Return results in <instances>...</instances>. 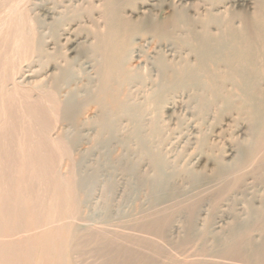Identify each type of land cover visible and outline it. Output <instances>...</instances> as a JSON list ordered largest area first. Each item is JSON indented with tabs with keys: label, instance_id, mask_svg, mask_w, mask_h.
<instances>
[{
	"label": "rangeland",
	"instance_id": "1",
	"mask_svg": "<svg viewBox=\"0 0 264 264\" xmlns=\"http://www.w3.org/2000/svg\"><path fill=\"white\" fill-rule=\"evenodd\" d=\"M43 6L44 7L48 6L49 8L51 6V9L53 7V11L56 14L54 16H56V18H54V16L52 19H48L44 17L41 11V8ZM170 7L173 9H171ZM184 9L185 10L187 9L188 12L186 13ZM174 10H175V13H174ZM263 13H264V0H185V1L176 0L175 2L171 0H77V1L76 0H70V1L69 0H0V56H1L0 57V103H1L0 104V129H1L0 130V179H1L0 180V216H2L3 214V216L0 219V227H1L0 228L1 230L0 231V243L3 245V248H2V245L0 244L1 245L0 249L4 250L5 247H8V248L11 247V249L7 248L10 254L5 248V255H2L3 257L0 256L3 259L2 260L0 258V264L6 263V262H7L6 264H8V261H12V264H15V263L17 264H221V263L222 264H254V263L264 264V240L262 239V237H264V233H263L264 232V212L263 213L261 212V211H264V186H263L264 185V172H263L264 171V164H263L264 163V158H263L264 157V152H263L264 151V137L262 136V134L264 135V127L261 128L257 133L256 132L252 133L250 129L251 124L249 120L245 116H238L236 112L234 113L232 111L231 112L230 111H224V112L215 111V112H211L210 114L208 113L206 115L204 114L200 115L199 111H197L198 108H194L195 104H197L196 99H195V94H193V92L191 91L189 92L187 91L186 94L185 92L182 93L179 91V93L181 94L176 93L177 94L176 96L181 95L182 101H184L185 103L184 104L183 102H181L182 104L180 106L182 107H180V109L178 108V110L173 114L169 108L168 109L166 108V106H161L162 108L160 107L158 109L159 111H158L157 116L159 117L158 119L159 127L162 130V132L165 130L166 127H169L168 128L169 130L173 128L174 131L173 130H171L172 132L169 131L171 135L167 132L168 131L167 129L165 131L166 133L163 132L160 134V139L158 136H155L154 138V135H151V134L148 135L149 130L147 128H149V126L146 125L147 128L146 127H145L146 129L144 128L142 134L138 138L134 136L133 131H132V126L131 125L129 126L130 123L128 121L126 122L125 121L126 119L121 116H119V119L115 121L114 123L116 127L114 131H111V132L102 131L101 132L99 125L97 124V122L95 123V120L93 118L97 116H101L102 113L106 112L107 110L108 111L111 110L112 104H108V103H105L104 105H96L95 107H92V108L90 107L91 109H94L93 111H95L94 113L95 116H92V119L88 118L85 121L84 120L79 121L78 127L80 128H77L78 129L77 131V129L74 130L71 127L69 122L64 120L63 118L64 116L62 115L63 114L62 100H64L63 94L66 92L65 91L66 88L65 90L63 88L61 92L62 93L61 96L63 97L62 98L60 96L61 93L59 95L54 94L53 89L51 87L53 85H51V81H48V80H51L50 78L51 76L56 74L57 72L56 68L58 67L57 64L59 65L63 59L73 58L78 62L81 58L79 57V55L83 54L84 49L86 50L88 49V51L89 49L91 50L90 46L92 45L90 44H93L95 48V46H97L98 44V43L94 44L95 37L96 38L98 37V39L99 38L101 39L102 37V40H105L106 44L108 43V48H109L110 44L112 43V40L120 36H125L123 35V33L126 34L127 36L131 28H128L127 26L128 22H126L125 20L127 19L128 21L129 18H130L129 21H132L133 23L138 22L139 24L140 22L144 23L146 21H149L151 23V26H153L154 24L153 28L157 31V33L161 29L160 25L161 23H163V21L167 22V21L174 20V19H181L179 18L181 15H182L181 17H183L182 19L190 18L194 20H208L213 17H219V18L221 17L222 19L226 18L227 20L233 18L232 20H234L237 26L244 27L242 29H246V31L251 34V33L257 32V30L255 29V26L256 28H260V30L263 31L264 33V14ZM122 19L123 20L125 19L124 25L126 24V26H123L124 29H120V28H123L122 26H120V25H123ZM143 19L145 20L141 21ZM241 23H244L245 26H243ZM139 24H136L137 27L141 26V25L139 26ZM157 25L159 27H157ZM136 30L137 29L135 28L131 29V31L137 32ZM127 31H128V34H127ZM68 32H70V34ZM136 35L133 37V39H135L133 41H138V39L140 38L139 36L140 34L137 36ZM64 38L68 40L65 41ZM136 38L138 39L136 40ZM88 40L90 42H88ZM78 41L81 42L80 43L81 45H78L79 44ZM53 45L55 46L54 50L51 49L54 47ZM80 48L83 49V51ZM45 50H47V52ZM32 51H35V52H32ZM89 59L91 60V58ZM10 60H11V63H10ZM190 60L193 61V58L191 57ZM76 61L75 63H77ZM8 65L10 66L12 65L11 67L13 66L14 67L11 68L9 66L10 67L9 68ZM54 67L56 68L54 69ZM12 69L15 70V72L17 71L16 73L18 74L13 72ZM24 69L31 70L32 78L26 81L28 83L26 84L24 83V85L18 84L19 85L18 86L16 84L15 85L17 86L16 89H13L14 87L10 85L11 79H17L20 76V73L25 71ZM42 72L44 74H42ZM12 73H15L16 75L13 74L14 76H12ZM144 73L145 72H140V75L143 77ZM149 74H151L149 76V79H152V80L153 78L155 79V77H153L154 72H149L148 75ZM9 76H12V78H10ZM34 77L37 80H35ZM82 77L83 76L78 78V76H76V80L78 81H76L75 86L73 85L71 88L79 87L78 89L80 91H83L85 88L84 87L85 82L83 81ZM31 80L32 82H30ZM6 81L8 82L10 81V82L6 84ZM37 84H40L42 86L44 85L43 86L44 88ZM96 85L98 86L97 83ZM20 86L21 88L25 86L24 87L25 89L24 88L20 89L19 88ZM35 86H36V89H35ZM48 86H50L49 89H48ZM112 86H115V87H112ZM112 86H111L112 89H116L115 83ZM150 86L151 85L149 84L146 88H149ZM26 88H28L27 91H26ZM146 88H145V91L143 89L140 92L144 91L145 94L147 93L150 94L151 93L150 90ZM49 90L52 92H48ZM146 90H148L149 92ZM187 94L189 98L187 97ZM55 95H56V99H53L55 98ZM80 96H82V94H80ZM191 99H193L194 101H192ZM185 100L187 102H185ZM187 103L188 105H186ZM183 105H186V107H183ZM188 108L189 110L191 109L190 113L192 112V110H194L193 111L194 114H192L193 113L192 112L190 115V113H188L189 112ZM186 112L187 114L185 115ZM148 113H150V111L149 112L148 110L145 111V114H147L144 117L146 124H148V122L150 121L149 117H151ZM188 114L190 116H188ZM221 114L223 115V117L221 116ZM194 115L196 117L197 116L201 117V119L199 117H197L199 119H196ZM192 116H193V119H192ZM82 117L83 115L80 116L81 119ZM186 118L187 120H185ZM195 119H196V122L194 124ZM171 121L175 123L176 125L174 126ZM200 121L202 122L203 125L201 124ZM123 122L124 124L126 122V124L122 126ZM160 123L163 125H161ZM178 124H181V126L179 125L180 128L177 126ZM194 125H195V128H191ZM204 125L206 126L205 128H204ZM128 126L130 129L128 128ZM185 127L187 128L185 129ZM123 128H126V129L123 130ZM188 128L189 129L191 128L192 130L190 129L189 131ZM200 128H202L203 131ZM177 129L180 132L176 131ZM220 129L222 132L220 131ZM57 130H60V136L62 135V139H63V136L67 138L66 141L65 140L62 141V140H58L54 138L55 137L54 134ZM90 132H92V134L94 133L93 134L94 136ZM109 133L111 134L113 133V134L111 135ZM167 134H168V137H167ZM186 134L188 136H186ZM145 135L146 136L151 135V138L148 137L147 139ZM215 136L219 138L221 137L220 140L223 143L222 142L219 143L217 141L218 139L214 138ZM172 137L175 142L172 140ZM145 138H146V141L149 140L147 143L149 144L152 143L151 144L152 147L154 144L155 148L154 147L153 148L155 150L162 152L160 153L162 157L166 156L165 159L169 160L170 163L167 166L168 173H171L172 175H174L175 174L174 172L179 173V171H181L179 175L177 173L176 175L172 176L173 178L171 179L172 180L175 179V180H173L174 182L171 180L170 183H173L171 184V186L172 185L174 186V184H176L175 186H178V187H180V185L182 186L184 185L183 186L184 188L176 187V189H173L174 190L173 192H175L173 201L166 203V204H169V206L164 204L167 210L164 207V205L160 206L161 208L158 207L157 211L155 210L156 212L153 210H147L145 211V213H143L144 216L143 215L139 216L140 219L139 217H136L132 219V221L127 223L125 221H122V218L120 215L122 210L120 209H122L123 206H125V204L127 203L126 201L129 200V197L133 192L132 190L135 189L134 184L137 183V179L135 180V178H132L131 176H129L131 175V173H129L131 171V167L135 166L134 174H138L137 176L142 175V177H144L143 175H145L144 178H147L152 175L151 164H149L147 158L145 156L143 158L142 153L139 152L140 148L138 145L139 144L138 139H143L145 141ZM167 138H169L168 140L169 143L166 142ZM176 138H177V141L175 140ZM203 138L207 139L206 144L204 145V147L202 148L199 147L200 149H197L199 145L196 143H198V141H200V139H203ZM213 138L215 139V141H212ZM68 139L72 140V143L74 141V144L76 145L73 144V146H71L72 143L69 145L67 143ZM162 139H164L166 143ZM159 140L163 141L162 145ZM211 142H213V144L215 145L213 146ZM217 142L219 143V145H217ZM176 144L177 146H174ZM188 144H191V145H188ZM208 144H209V147L208 146L206 147V145ZM159 145L161 146V148ZM156 146H158L159 149ZM164 147H168V148L165 149ZM195 148L197 149V153L199 155L196 153ZM211 148L212 150H210ZM215 148L217 149V151L215 150ZM18 150L20 153L18 152ZM230 150L232 151L231 157L230 156L226 157L227 152H229ZM192 151H194L195 153ZM198 151H200V153L201 152L205 153L204 154L205 159L204 157H202V153L200 154ZM213 151L215 154L213 153ZM82 152L85 154H82ZM168 154L169 156L167 157ZM186 154L187 155L190 154L188 155L190 157H188ZM258 154L260 155L258 156ZM80 155L82 157L83 155L84 156L86 155L87 157V158L84 157L85 166L86 164L89 165V166H86L88 167L87 170L93 164L97 166L94 167L92 165L94 169L91 167L89 170L92 169L91 171H93L97 168L96 170L99 173V174L97 173V178L95 181L96 183L90 185L92 187L94 186L93 188L91 187V189L89 188V190L91 191V192L89 191L90 194L89 193L84 194L86 196H84L83 193L81 194V192H79L76 187V179H77L76 178L77 177L76 163L79 161V159L81 162L82 157ZM218 156L220 157L219 159H218ZM223 156L224 158L222 160L221 157ZM173 157H174V160H173ZM215 159H217V161ZM95 160H101L103 164L100 161H95ZM94 161L97 164H94L95 163ZM111 161L112 163L115 164V167L111 168V166L114 165L111 163ZM178 161L180 165L179 164L175 165V163H178ZM144 162H145V166L147 163L150 166H148L147 164L146 168L143 167ZM196 162H198L199 164H197ZM242 162H244L243 164L245 165H243ZM206 163L208 165H206ZM139 164L140 166H138ZM167 164L168 163L166 162V165ZM170 164L171 166L172 164L175 165L176 169L175 168L173 169V171L175 170L174 172L172 171V167L174 166L171 167ZM195 164H197L198 166L196 165L197 166L196 167ZM177 165L180 167H178ZM221 165L226 166L229 172V173H226L227 170L225 169L226 172L223 176L224 178H222L223 180L224 179L225 180L224 181L222 179L221 181L212 180L213 181L212 183L205 185L204 187H201L199 189H195L191 181L188 180V177L186 176V174L187 175L189 174L188 176H190V174L193 173V170H194V172L196 173L199 172V174L209 177L211 176L213 170ZM19 166H20V169H19ZM141 167L142 169L144 168L145 169L142 171ZM184 167L187 172L185 171ZM210 168H212L213 170L212 169L210 170ZM146 169L147 170L150 169L151 174L149 171L147 172ZM180 169H183L184 171ZM89 170H88V173L90 172ZM103 170L104 171L107 170V172L109 171L112 174H110L109 172L108 173L103 172ZM140 170L142 172L146 171V173L148 174H145V173L142 174ZM170 170L171 172H169ZM208 170L211 173H209ZM232 170L233 171L236 170L235 173ZM106 173L109 175H107ZM226 174L227 176H229V179L226 176ZM100 175H102L103 177H101ZM231 176L235 178L232 179ZM177 178L178 179L182 178L183 181L184 180H187V181H184L183 183L181 179L178 182ZM210 178H212V176ZM238 178L240 179V183L237 182ZM108 179H111V180H109L107 184L106 181ZM245 179H247L248 181ZM223 182L226 184H222ZM111 183L112 185L108 186ZM227 184H228V187L231 189L228 193H227L228 191ZM246 184H249V185L246 187ZM185 185L187 187H185ZM217 185H220L222 187H219ZM126 186H129V187L126 188ZM173 186L172 188H174ZM235 186H236V191H232V190H235V188L233 189V187ZM238 186H241V187H238ZM108 187L111 189H107ZM218 187L222 189H218ZM243 187L244 188L246 187V188L244 189ZM208 188L209 189L212 188V190H209ZM177 189H180V190H177ZM238 189L239 191L243 190L242 191L243 196L241 192L239 193ZM204 190L206 191V193ZM199 191H202V192H199ZM124 192H127V193H124ZM189 192H191L192 194ZM230 192H231V195H230ZM116 193L119 195H117ZM184 193H188L190 194V196L187 194L184 195ZM177 194H179V196ZM197 194L198 195L201 194V196L200 195L198 196ZM210 194L211 195L213 194L212 197ZM236 194H238V196ZM81 195L84 197H82ZM87 195H88V198H87ZM89 195L91 196L89 197ZM191 195H193L196 200L193 199ZM226 195L228 196L229 199L224 198V197H227ZM185 196H189V197H185ZM229 196H231V198ZM147 197L146 195L145 197L143 196V198L145 199H147ZM196 197H198L199 199ZM138 198L140 199V197ZM179 198L180 199L182 198V200H179ZM189 198H191L193 201L195 200V202H193ZM216 198H219V200H217ZM232 198L233 199L235 198V199L233 200ZM185 199L187 202L185 201ZM209 199H211L212 201H210ZM223 199L227 202L225 203ZM245 199L248 200V202H246ZM203 200L208 204V206L207 204H205V202L203 205H202L203 202L200 203V201H203ZM116 201L118 202L120 207L118 204H116L117 203ZM189 201L193 203V206L192 204L189 203ZM197 201L199 203H197ZM132 202L129 203L130 204L129 207L131 208L134 206V204H136L135 206L139 205L138 199L137 200L135 199L134 201L135 203H132ZM179 202H181V204H179ZM209 202H211V204ZM219 202H221L222 204L221 203L219 204ZM223 202L225 204H223ZM170 204H172L173 207L174 206L175 207L177 206V207L171 208L172 206H170ZM184 204L186 205V207ZM218 204L220 207L218 206ZM227 204H230V205H227ZM235 204L236 205L238 204V205L236 206ZM116 205L118 208L116 207ZM181 205H183L184 208H186L187 210L184 209L183 206L181 207ZM198 205L199 207H197ZM221 205H224L226 207L223 206L222 208ZM135 206L133 208H135ZM201 206H203L204 209H208V210L205 211L203 207ZM216 206L221 211L224 210V212L226 213H224L223 211L222 213H220L221 211L218 208L216 209ZM243 206L245 208H242ZM115 207L118 211H116ZM179 207L181 208L179 209ZM192 207L196 209V212H195V209H192ZM225 208H226V211H225ZM241 208L243 210H241ZM103 209L105 212L103 211ZM178 209H179V212H181V214L178 212ZM180 210H183V211H180ZM232 210L234 213L232 212ZM251 210H254L256 213L255 219H252L254 220V223H253V228L250 231L251 233L245 232L243 229H241L238 231L239 234L236 233L235 237L233 238L236 241L233 240L234 241L233 243L229 242L231 229L234 228L235 226H241L243 223L242 221H244L248 217L247 212H250ZM184 211L188 212V214ZM198 211L200 212L199 214H198ZM208 211H210L211 213ZM103 212H104V215H106L105 217L103 215ZM154 212L155 214H153ZM160 212L161 213L163 212V214H161ZM149 213H152V214H149ZM178 213L182 217L178 215ZM176 214L180 217L176 218L175 217L177 216ZM100 215H103V217ZM209 215L211 218H209ZM200 216H203V217L200 218ZM231 216L233 217L231 218ZM237 216H238V220L236 218ZM119 217L120 219H117ZM221 217H222V221H220ZM187 218H188V221H187ZM206 218L207 220L208 219L209 220L207 221ZM227 218L229 219L227 220ZM201 219L204 221H202ZM224 219H226V221ZM230 219H232L233 221H231ZM132 222H136V223L132 224ZM172 222L173 223L177 222L179 225V231L176 233H172L171 228L169 227V226H173V224H171ZM193 223L195 224V229L192 227ZM220 224H222V226ZM3 225L5 228L3 227ZM198 225L199 227H197ZM218 225H220V228L216 229L215 226H218ZM29 227L31 229H29ZM180 229H185L186 232L185 230L180 231ZM182 233L184 234L186 233V234L184 235ZM205 233H208V234H205ZM178 234L179 235L181 234V236H179ZM206 236H208L207 237L208 239L206 238ZM179 237L181 239H179ZM182 237L185 239H183ZM192 237L193 238L195 237L196 239L199 238V239L195 241V238L193 239ZM187 239L190 241H188ZM205 240L207 241L205 242ZM201 241L203 242L201 243ZM132 242H134L135 245ZM252 243L256 246L257 245L260 246L261 248L259 249L260 251L261 250L262 251L260 252L258 249L256 254L250 255L249 247L247 245L248 244L251 245ZM142 244L144 245L142 246ZM240 244H243V245H240ZM12 245L14 248L16 247L15 250H13L14 248L12 247ZM198 245L199 247H197ZM204 246H205V249H204ZM225 246H226L225 248L226 250L224 249ZM237 248L239 249V251ZM244 248H245V251H244ZM10 250H12L13 253ZM201 253L203 254L201 255ZM208 259L209 261H207L208 262L207 263L206 260ZM219 259H221V261ZM183 260L186 262H184ZM148 261H151V262L148 263Z\"/></svg>",
	"mask_w": 264,
	"mask_h": 264
},
{
	"label": "bare ground",
	"instance_id": "2",
	"mask_svg": "<svg viewBox=\"0 0 264 264\" xmlns=\"http://www.w3.org/2000/svg\"><path fill=\"white\" fill-rule=\"evenodd\" d=\"M70 1V0H69ZM77 1V0H76ZM173 2H175L176 0H171ZM178 1V0H177ZM185 1V0H184ZM72 2V1H71ZM79 2V1H78ZM181 2V1H180ZM27 3V2H26ZM75 3V2H74ZM64 4V3H63ZM244 4V3H243ZM248 4V3H247ZM40 5V4H39ZM175 5V4H173ZM190 5V4H189ZM222 5V4H221ZM182 6V4H181ZM151 7V5H150ZM225 7V6H224ZM64 8V7H63ZM171 8V7H170ZM181 8V7H179ZM13 9V8H12ZM60 9V8H59ZM62 9V8H61ZM155 9V8H154ZM173 9V8H171ZM170 9V10H171ZM178 9V7H177ZM188 9V8H187ZM185 10V12L187 13L188 10ZM204 9V8H203ZM40 10V9H39ZM55 10V9H54ZM180 10V9H179ZM219 10V9H218ZM223 10V9H222ZM41 11H42V14L44 15V17L48 18V19H52L55 14V12L53 11V7L51 9V6L50 8L48 6H43L41 8ZM149 11V10H148ZM207 11V10H206ZM220 11V10H219ZM39 12V11H38ZM62 12V11H60ZM155 12V11H154ZM183 12V11H181ZM190 12V11H189ZM230 12V11H229ZM174 13H175V10H174ZM9 14V13H8ZM147 14V12H146ZM150 14V13H148ZM153 14V13H151ZM157 14V13H156ZM169 14V13H168ZM233 14V13H231ZM264 14V13H263ZM59 15V14H58ZM180 15V13H179ZM178 15V16H179ZM183 15V13H182ZM181 15V16H182ZM224 15V13H223ZM258 15V14H257ZM22 16V15H21ZM146 16V15H145ZM150 16V15H148ZM179 17L181 19H174V20H170V21H163V23H161L160 25V30L159 32L157 33V31L153 28V26H151V23L149 21H146L144 23H141L140 24L137 22V23H133L132 21H127V19L125 20L127 23V26L128 28H131V29H137L135 31H129V34H128V31H127V36L126 34L123 33V35L125 36H120V37H117L115 38L114 40H112V43L110 44V47L108 48V43L106 44L105 43V40H102V37L101 39L98 37L96 38L95 37V43H98L97 46H95L94 48V45L93 44H90L92 46H90L91 50L88 49H81L83 51V54H80L79 57L80 60L77 62L75 59H63L62 62L58 65L57 63V68L54 67V69L56 68L57 72L56 74H54L53 76H51V80H48V81H51V86L52 89H53V92L54 94L56 95H59L63 88L65 90L66 88V92L63 94L64 96V100H62V112H63V118L65 121L69 122V124L71 125V127L75 130L77 128H80L78 127L79 126V121L81 120H87L88 118L92 119V116H95V111H93L94 109H91L92 107H95L96 105H104L105 103H108V104H112V108L111 110H107L106 112H103L101 116H97L95 118H93L95 120V123L97 122V124L99 125V128H100V131H114L115 130V121H117L119 119V116L121 117H124L126 120V122L128 121L130 124L129 126L131 125L132 126V131H133V134L134 136L136 137H140V135L142 134L144 128L146 127V125L149 126V128H147L149 130V134L151 135H154V138L155 136H158L159 139H160V134L165 132L169 127H164L165 130L162 132V130L160 129L159 127V117L157 116L158 115V109L161 107V106H166V108L170 109L172 114L175 113L178 108L180 109V106L184 101H182V96H176L177 94L176 93H179L182 92L186 94V92L188 91H191L193 92V94H195V99H196V103L195 104V107L194 108H198L197 111H199L200 115L201 114H210L211 112H221V111H232V112H236L238 114V116H245L251 126H250V129H251V132L252 133H257L261 128L264 127V33L263 31L260 30V28H256L255 26V29L257 30V32H254V33H248L246 31V29H242L244 27H239L235 24L234 20H232L233 18L231 19H222L221 17H213V18H210L208 20H194V19H190V18H184L182 19L183 17ZM238 16V15H237ZM243 16V15H242ZM28 17V16H27ZM94 17V16H93ZM236 17V16H235ZM248 17V16H247ZM54 18H56V16H54ZM136 18V17H135ZM148 18V17H147ZM164 18V17H163ZM200 18V17H199ZM250 18V17H249ZM261 18V17H260ZM2 19V18H1ZM152 19V18H151ZM5 20V19H4ZM23 20V19H22ZM55 20V19H54ZM124 20L122 19V22H123V25H120V26H126V24L124 25ZM145 19L141 20V21H144ZM168 20V19H166ZM238 20V19H237ZM241 20V19H240ZM121 22V23H122ZM130 23V24H129ZM136 24H139L140 27H137ZM243 26H245L244 23H241ZM156 25V24H155ZM241 25V26H242ZM11 26V25H10ZM116 26V25H115ZM157 27H159L157 25ZM97 28V27H96ZM18 29V28H17ZM120 29H124L123 28H120ZM253 30V29H252ZM64 31V30H63ZM17 32V31H16ZM65 32V31H64ZM72 32V31H71ZM14 33V32H13ZM70 34V32H68ZM140 35H139V34ZM139 35L140 38H136V40L138 39V41H133L135 39H133V37L135 35ZM7 35V34H6ZM14 35V34H13ZM12 35V36H13ZM42 35V34H41ZM96 35V34H95ZM103 35V34H102ZM136 35V36H137ZM18 36V35H17ZM70 36V35H69ZM20 37V36H19ZM73 37V36H72ZM75 37V36H74ZM83 37V36H82ZM86 37V36H85ZM104 37V36H103ZM112 37V36H110ZM126 37V38H125ZM88 38V37H87ZM65 41H67L68 39L64 38ZM74 39V38H72ZM81 39V38H80ZM86 39V38H85ZM111 39V38H110ZM77 40V38H76ZM75 40V42H76ZM90 40V39H89ZM88 40V42H90ZM47 41V40H46ZM50 41V40H49ZM83 41V40H82ZM108 41V40H107ZM74 42V43H75ZM79 42V41H78ZM21 43V42H20ZM81 42H79L78 45H81L80 44ZM84 43V42H83ZM52 44V43H51ZM86 44V42H85ZM77 45V46H78ZM3 46V45H2ZM22 46V45H20ZM54 46V45H53ZM88 46V47H89ZM87 47V48H88ZM11 48V47H10ZM51 48V47H50ZM55 46L51 49L54 50ZM29 49V48H28ZM79 49V50H80ZM3 50V49H2ZM1 50V51H2ZM35 50V49H34ZM49 50V49H48ZM80 50V51H81ZM47 52V50H45ZM79 51V52H80ZM27 52V51H26ZM32 52H35V51H32ZM50 52V51H49ZM182 52V54H181ZM3 53V52H2ZM11 53V52H9ZM17 53V52H15ZM50 54V53H49ZM3 55V54H2ZM13 55V54H12ZM16 55V54H15ZM53 55V53H52ZM82 55V56H81ZM14 56V55H13ZM51 56V55H50ZM86 56V57H85ZM1 57V56H0ZM49 57V56H48ZM193 58V61L190 60V58ZM91 58V60L89 59ZM99 59V61H98ZM75 61L77 63H75ZM57 62V61H56ZM10 63H11V60H10ZM9 64V63H8ZM10 65H8L9 67ZM12 66V65H11ZM10 66V67H11ZM56 66V65H55ZM9 67V68H10ZM14 67V66H13ZM11 67V68H13ZM49 68V67H48ZM47 68V70H48ZM15 69V68H14ZM22 69V68H21ZM20 69V70H21ZM30 69V68H29ZM32 69V68H31ZM17 70V69H16ZM25 70V69H24ZM52 70V68H51ZM13 72H15V70L12 69ZM17 72V71H16ZM15 72V73H16ZM19 72V71H18ZM44 72V71H43ZM42 72V74H44ZM46 72V71H45ZM140 72H145L144 73V76L142 77L140 75ZM149 72H154V76L155 79L153 78L152 79H149V76L151 74L148 75ZM12 73V76L18 74V73ZM5 74V73H4ZM14 74V75H13ZM50 74V73H49ZM143 74V73H141ZM32 72L31 70H25L23 71L22 73H20V76L17 78V79H11V82H10V85L12 87H14L13 89H16L17 86H15L16 84H23L24 83H28L26 81L30 80L32 78ZM48 75V74H46ZM45 75V76H46ZM12 76H9L10 78H12ZM50 76V75H49ZM48 76V77H49ZM76 76L82 77L83 81L85 82V88L83 91H80L78 88H71L73 85L75 86V82L78 81L76 80ZM39 77V75H38ZM47 77V78H48ZM4 78V77H3ZM7 78V77H6ZM35 78V77H34ZM43 78V77H42ZM40 79V78H39ZM34 80V79H33ZM35 80H37L35 78ZM44 81V79H43ZM46 81V80H45ZM8 81H6V84L9 83ZM32 82V80L30 81ZM96 83L98 84V86L96 85ZM116 85V89H112V87H115V86H112V85ZM45 84V83H44ZM47 84V83H46ZM79 84V83H77ZM151 85L149 88H146L148 85ZM37 85H40V84H37ZM36 85V86H37ZM81 85V84H79ZM19 86V85H18ZM36 86H35V89H36ZM42 86V85H40ZM44 86V85H43ZM42 86V87H43ZM48 86V89L49 87ZM112 86V87H111ZM8 87V86H7ZM25 87V86H24ZM22 87V88H24ZM31 87V85H30ZM77 87V85H76ZM20 89L21 86L19 87ZM44 88V87H43ZM47 88V87H46ZM145 88L146 89H149L150 90V94H145L144 91H145ZM25 89V88H24ZM28 88H26V91H27ZM34 89V90H35ZM142 92H140L141 90H143ZM12 90V89H11ZM25 91V90H24ZM80 91V92H79ZM148 91V90H146ZM48 92H52V91H48ZM149 92V91H148ZM14 93V92H13ZM38 94V92H37ZM80 94H82V96H80ZM181 94V93H179ZM27 95V94H26ZM40 95V94H39ZM43 95V94H42ZM50 95V94H49ZM53 95V93H52ZM56 95H55V98L53 99H56ZM62 95V93L60 94V96ZM192 95V94H191ZM38 96V95H37ZM190 96V95H189ZM62 97V96H61ZM62 97V98H63ZM187 97H188V94H187ZM141 98V99H140ZM189 98V97H188ZM192 98V97H191ZM184 99V98H183ZM140 100V101H139ZM188 100V99H187ZM192 101H194L193 99H191ZM190 100V101H191ZM57 101V100H55ZM189 101V100H188ZM185 102H187L185 100ZM1 104V103H0ZM185 104V103H184ZM192 104V102H191ZM57 105V104H56ZM188 105V103L186 104ZM186 105H183V107H186ZM194 105V104H193ZM192 105V107H193ZM197 105V107H196ZM45 107V106H44ZM91 107V108H90ZM191 107V106H190ZM46 108V107H45ZM99 108V107H98ZM162 108V107H161ZM193 108V109H194ZM184 109V108H183ZM84 110V112H83ZM148 112L150 111V113H148L151 117L150 118V121L148 122V124H146L145 122V116L147 114H145V111ZM187 110V109H185ZM191 110V109H190ZM190 110L188 108V113H190ZM60 111V110H59ZM58 111V112H59ZM181 111V110H180ZM194 110H192L193 112ZM196 111V112H197ZM99 112V111H97ZM165 112V111H164ZM187 112L185 113V115L187 114ZM191 112V113H192ZM190 113V115H191ZM198 113V112H197ZM198 113V114H199ZM229 113V112H228ZM94 114V115H93ZM194 114V112L192 113ZM82 119L80 118V116H82ZM175 115V114H174ZM188 114V116H190ZM197 115V114H196ZM217 115V114H216ZM195 116V115H194ZM220 116V115H218ZM221 116L223 117V115L221 114ZM199 117V116H197ZM195 116L196 119H201V117L197 118ZM206 117V116H205ZM209 117V116H208ZM213 117V116H212ZM232 117V116H231ZM80 118V119H79ZM169 118V117H168ZM176 118V116H175ZM214 118V117H213ZM218 118V117H217ZM221 118V117H219ZM191 119V117H190ZM192 119H193V116H192ZM196 119L194 121V124L196 122ZM171 120V119H170ZM187 120V118L185 119ZM211 120V119H210ZM239 120V119H238ZM147 121V119H146ZM189 121V119H188ZM207 121V120H205ZM203 121V122H205ZM87 122V121H86ZM125 122V124H126ZM172 122V121H171ZM178 122V121H177ZM180 122V121H179ZM182 122V120H181ZM185 122V121H183ZM191 122V121H190ZM201 122V121H200ZM209 122V121H208ZM211 122V121H210ZM89 123V122H88ZM173 123V122H172ZM57 124V123H56ZM82 124V122H81ZM119 124V122H118ZM124 122L122 124L125 125ZM161 124V123H160ZM192 124V123H191ZM198 124V122H197ZM196 124V125H197ZM202 124V122H201ZM249 124V125H250ZM54 125V124H53ZM117 125V124H116ZM163 125V124H161ZM165 125V123H164ZM173 125L175 126L176 124L173 123ZM181 124H178L177 126L180 128ZM203 125V124H202ZM207 125V124H206ZM215 125V124H214ZM242 125V124H241ZM87 126V125H86ZM128 126V128H129ZM185 126V125H184ZM187 126V124H186ZM210 126V125H209ZM228 126V125H227ZM23 127V126H22ZM55 127V126H54ZM69 127V126H68ZM84 127V126H83ZM121 127V126H120ZM162 127V126H161ZM202 127V126H200ZM206 126L204 125V128ZM87 128V127H85ZM83 128V129H85ZM122 128V127H121ZM145 128V129H146ZM171 128V127H170ZM184 128V127H183ZM187 127H185L186 129ZM191 128H195V125ZM190 128V129H191ZM220 128V127H219ZM119 129V128H118ZM126 129V128H123V130ZM130 129V128H129ZM182 129V128H181ZM189 129V128H188ZM189 129V131H190ZM202 130V128H200ZM208 129V128H207ZM215 129V128H214ZM213 129V130H214ZM1 130V129H0ZM64 130V128H63ZM71 130V129H70ZM173 130L172 129H168V133L169 131ZM183 130V129H182ZM192 130V129H191ZM209 130V129H208ZM78 131V129H77ZM174 131V130H173ZM178 132H180L178 129L176 130ZM187 131V130H186ZM188 131V132H189ZM194 131V129H193ZM203 131V130H202ZM201 131V133H202ZM211 131V130H210ZM217 131V130H216ZM215 131V132H216ZM219 131V130H218ZM221 131V129H220ZM241 131V130H240ZM72 132V131H71ZM172 132V131H171ZM182 132V131H181ZM222 132V131H221ZM236 132V131H235ZM38 133V132H37ZM80 133V132H78ZM82 133V132H81ZM88 133V132H87ZM86 133V134H87ZM92 134V132H90ZM132 133V132H131ZM147 133V132H146ZM144 133V134H146ZM166 133V132H165ZM195 133V131H194ZM200 133V134H201ZM205 133V132H204ZM213 133V132H212ZM51 134V133H50ZM71 134V133H70ZM69 134V135H70ZM77 134V133H76ZM94 134V133H93ZM92 134V135H93ZM111 134V133H109ZM113 134V133H112ZM111 134V135H112ZM115 134V133H114ZM170 134V133H169ZM174 134V133H172ZM181 134V133H180ZM192 134V133H191ZM221 134V133H220ZM65 135V134H64ZM68 135V136H69ZM151 135L150 136H146L147 139L148 137L151 138ZM165 135V134H164ZM171 135V134H170ZM176 135V134H175ZM209 135V134H208ZM207 135V136H208ZM213 135V134H212ZM216 135V134H215ZM54 138L58 139V140H62V141H66L67 138L65 136H63V139H62V135L60 136V130H57L54 134ZM76 136V135H75ZM78 136V135H77ZM82 136V134H81ZM94 136V135H93ZM184 136V135H183ZM186 136H188L186 134ZM201 136V135H200ZM206 136V135H205ZM210 136V135H209ZM262 136L264 137V135L262 134ZM109 137V136H108ZM107 137V138H108ZM115 137V136H114ZM135 137V138H136ZM153 137V136H152ZM167 137H168V134H167ZM176 137V136H175ZM179 137V136H177ZM195 137V136H194ZM204 137V135H203ZM215 136L214 138L215 139H218L217 141L220 143L222 142L220 140L219 137ZM227 137V136H226ZM142 138V137H141ZM149 138V139H150ZM184 138V137H182ZM181 138V139H182ZM212 139V141H215V139ZM230 138V137H229ZM242 138V137H241ZM75 139V137H74ZM100 139V138H99ZM103 139V138H102ZM133 139V138H132ZM131 139V140H132ZM157 139V138H156ZM155 139V140H156ZM180 139V141H181ZM210 139V137H209ZM79 140V139H78ZM116 140V139H115ZM164 141V139H162ZM166 140V139H165ZM169 138H167L166 142H168ZM172 140H173V137H172ZM177 141V138L175 139ZM206 140L207 139H200V141H198V148L197 149H200L199 147H204V145L206 144ZM225 140V138H224ZM228 140V139H227ZM81 141V140H80ZM83 141V140H82ZM107 141V140H106ZM121 141V140H120ZM149 140L146 141V138H145V141L143 139H138V145H139V148H140V151L143 155V158L144 156L147 158L148 160V163L151 164V167H152V175L147 177V178H144L145 175H143L144 177L141 176H137L138 174H134L135 172V166L134 167H131V171L129 173H131V176L132 178H135V180L137 179V183L134 184L135 186V189L132 190V194L130 195L129 197V200H127L125 203V206H123L122 210L121 211V218H122V221H125L127 223H129L130 221H132V219L136 218V217H139L141 215H143V213H145V211L147 210H153V211H157L158 207L161 208L160 206H163L164 204L166 203H169L171 201H173V198H174V193L173 192L174 190L173 189H176V187L178 186H175L176 184H174V188H172L171 184L173 183H170L171 182V178H173L172 176L176 175L177 173L173 171V169L175 167L176 164H179V161L178 163H175V165L172 164V167L171 164L170 166L172 167V171L175 173L174 175H172L171 173H168L167 171V166L169 165V160L165 159V157H162L160 153L162 152H159L158 150H155V146L153 144V147H152V143H147ZM157 141V140H156ZM160 141V140H159ZM163 141H160L161 142V145H162V142ZM174 141V140H173ZM123 142V141H122ZM151 142V141H150ZM165 142V141H164ZM165 142V143H166ZM175 142V141H174ZM189 142V141H188ZM217 142V145H219V143ZM22 143V142H21ZM67 143L70 145L72 143V140H69L67 141ZM112 143V142H111ZM155 143V142H154ZM169 143V142H168ZM172 143V142H171ZM182 143V142H180ZM213 144V142H211ZM223 143V142H222ZM74 144V141L72 143L71 146H73ZM82 144V143H81ZM158 144V143H156ZM155 144V145H156ZM178 144V143H177ZM174 145V146H177ZM193 144V143H192ZM195 144V143H194ZM48 145V144H47ZM67 145V144H66ZM76 145V144H74ZM168 145V144H167ZM165 145V146H167ZM188 145H191V144H188ZM215 144H213L214 146ZM223 145V144H222ZM257 145V144H256ZM263 145V144H262ZM136 146V145H134ZM160 146V145H159ZM169 146V145H168ZM171 146V144H170ZM180 146V145H179ZM209 147V144L206 145V147ZM252 146V145H251ZM70 147V146H69ZM97 147V145H96ZM158 149L159 147L156 146ZM163 147V146H162ZM189 147V146H188ZM212 147V145H211ZM161 148V146H160ZM165 149L168 148V147H164ZM218 148V147H216ZM215 148V150L217 151V149ZM233 148V147H232ZM101 149V148H100ZM189 149V148H188ZM196 149V148H195ZM197 149H196V153H197ZM214 149V148H213ZM231 149V148H230ZM23 150V149H22ZM139 150V149H138ZM190 150V149H189ZM203 150V149H202ZM201 150V151H202ZM207 150V149H206ZM212 150V148L210 149ZM209 150V151H210ZM234 150V149H232ZM21 151V150H20ZM162 151V150H161ZM166 151V150H165ZM168 151V150H167ZM195 151V150H194ZM192 151V152H194ZM19 152V150H18ZM138 152V153H139ZM184 152V151H183ZM200 153V151H198ZM254 152V151H253ZM262 152V151H261ZM264 152V151H263ZM20 153V152H19ZM80 153V152H79ZM87 153V152H86ZM170 153V152H169ZM191 153V152H190ZM195 153V152H194ZM202 153V157H204V152H201ZM200 153V154H201ZM214 153V151H213ZM212 153V154H213ZM258 153V152H257ZM82 154H85L82 152ZM198 154V153H197ZM215 154V153H214ZM87 155V154H86ZM86 155L84 156L83 155V159L81 158V162H80V159L79 161L76 163V169H77V179H76V187H77V190L79 192H81V194L83 193L84 194H90V190L89 188L91 189L92 184H95L96 182V178H97V173L98 171L95 169L93 171L89 170L92 165L90 166V168L88 169L90 172L88 173V170L86 166H89L88 164H86L85 166V158ZM106 155V154H105ZM166 155V154H165ZM187 155V154H186ZM190 155V154H188ZM187 155V156H188ZM199 155V154H198ZM197 155V156H198ZM232 155V151L230 150L229 152H227L226 154V157L227 156H230L231 157ZM260 154H258L259 156ZM59 156V155H58ZM88 156V155H87ZM132 156V155H131ZM138 156V155H137ZM169 156V154L167 155V157ZM201 156V155H200ZM206 156V155H205ZM214 156V155H213ZM237 156V155H236ZM102 157V156H101ZM105 157V156H104ZM108 157V156H107ZM141 157V156H140ZM171 157V156H170ZM190 157V156H188ZM195 157V156H194ZM217 157V156H216ZM215 157V158H216ZM243 157V156H242ZM80 158V157H79ZM87 158V157H86ZM126 158V157H125ZM142 158V157H141ZM164 158V159H163ZM187 158V157H186ZM193 158V157H191ZM220 157L218 156V159ZM222 160L224 158L221 157ZM264 158V157H263ZM61 159V158H60ZM89 159V158H88ZM102 159V158H101ZM117 159V158H116ZM140 159V158H139ZM190 159V158H189ZM197 159V158H196ZM202 159V158H201ZM205 159V157H204ZM211 159V158H210ZM259 159V158H258ZM62 160V159H61ZM105 160V159H104ZM119 160V159H118ZM146 160V159H145ZM173 160H174V157H173ZM199 160V159H198ZM217 161V159H215ZM260 160V159H259ZM87 161V160H86ZM95 161H100L101 160H95ZM94 161V162H95ZM106 161V160H105ZM115 161V160H113ZM124 161V160H122ZM121 161V162H122ZM126 161V159H125ZM130 161V160H129ZM128 161V162H129ZM135 161V160H133ZM138 161V160H137ZM168 163L166 165V162ZM197 161V160H196ZM204 161V160H203ZM226 161V160H224ZM237 161V160H236ZM20 162V161H19ZM89 162V160H88ZM110 162V161H108ZM143 162V160H142ZM147 162V161H145ZM145 162H144V165L143 167H147V164L145 166ZM177 162V161H176ZM193 162V161H192ZM220 162V161H219ZM232 162V161H231ZM254 162V161H252ZM87 163V162H86ZM102 163V162H101ZM100 163V164H101ZM112 163V161H111ZM130 163V162H129ZM134 163V162H133ZM132 163V164H133ZM136 163V162H135ZM197 164H199L198 162H196ZM213 163V162H212ZM228 163V162H227ZM244 162H242L243 164ZM257 163V162H256ZM94 164H97L96 162ZM99 164V165H100ZM103 164V163H102ZM105 164V163H104ZM114 164V163H112ZM117 164V163H116ZM119 164V162H118ZM148 164V166H150ZM194 164V163H193ZM195 164V166L197 165ZM211 164V163H210ZM253 164V163H252ZM264 164V163H263ZM61 165V164H59ZM71 165V164H70ZM108 165V164H107ZM180 165V164H179ZM190 165V164H188ZM206 165H208L206 163ZM245 165V164H243ZM258 165V164H257ZM261 165V164H260ZM40 166V165H39ZM64 166V165H63ZM94 167L97 166V165H93ZM123 166V165H121ZM140 166V164L138 165ZM178 166V165H177ZM198 166V165H197ZM196 166V167H197ZM202 166V165H201ZM252 166V165H251ZM100 167V166H99ZM105 167V166H104ZM107 167V166H106ZM112 167H115V164ZM118 167V166H117ZM126 167V166H125ZM180 167V166H178ZM212 167V166H211ZM249 167V166H248ZM258 167V166H257ZM10 168V167H9ZM93 168V167H92ZM101 168V167H100ZM98 168V169H100ZM144 168V169H145ZM193 168V166H192ZM246 168V167H245ZM251 168V167H250ZM19 169H20V166H19ZM94 169V168H93ZM102 169V168H101ZM119 169V168H118ZM140 169V168H138ZM142 169V167H141ZM142 169V171L144 170ZM185 169V167H184ZM197 169V168H196ZM207 169V167H206ZM212 168H210L211 170ZM225 169L227 170V167L224 166V165H221V166H218L216 169H212L213 172L211 174L212 178H210L211 176H204V175H201L196 172H194L193 170V173L190 174V176H188L186 174V176L188 177V180L191 181L192 185L194 186L195 189H199L201 187H204L205 185H208L210 183H212L214 181H218L222 178H224V174H225ZM229 169V168H228ZM231 169V168H230ZM240 169V168H239ZM105 170V169H104ZM103 172H107L104 171ZM125 170V169H124ZM123 170V171H124ZM147 170V169H146ZM180 170H183V169H180ZM201 170V169H200ZM24 171V169H23ZM97 171V172H96ZM116 171V170H115ZM114 171V173H115ZM141 171V170H140ZM141 171V172H142ZM150 172V169L147 170V172ZM178 171V170H177ZM184 171V170H183ZM186 171V169H185ZM199 171V170H198ZM203 171V170H202ZM233 171V170H232ZM236 171V170H235ZM235 171H233L235 173ZM240 171V170H239ZM246 171V170H245ZM244 171V172H245ZM19 172V170H18ZM56 172V171H55ZM109 172V171H108ZM107 172V173H108ZM113 172V170H112ZM125 172V171H124ZM128 172V171H126ZM150 172V174H151ZM171 172V170L169 171ZM172 172V173H173ZM181 171H179L180 173ZM187 172V171H186ZM209 172V170H208ZM231 172V171H230ZM248 172V171H247ZM252 172V170H251ZM264 172V171H263ZM58 173V172H57ZM102 173V172H101ZM106 173V174H107ZM110 173V172H109ZM145 173V174H148L145 172H142V174ZM178 173V175H179ZM211 173V172H209ZM226 173H229L228 170ZM242 173V172H241ZM47 174V173H46ZM99 174V173H98ZM104 174V173H103ZM112 174V173H110ZM205 174V173H204ZM238 174V172H237ZM240 174V172H239ZM245 174V173H243ZM248 174V173H247ZM251 174V173H250ZM55 175V174H54ZM109 175V174H107ZM106 175V176H107ZM182 175V174H181ZM180 175V176H181ZM234 175V174H233ZM101 177H103L102 175H100ZM99 176V177H100ZM111 176V175H110ZM109 176V177H110ZM227 176V174H226ZM236 176V174H235ZM238 176V175H237ZM245 176V175H244ZM176 177V176H175ZM174 177V178H175ZM179 177V176H177ZM184 177V176H183ZM182 177V178H183ZM190 177V179H189ZM228 179H229V176H227ZM232 177V176H231ZM241 177V176H239ZM256 177V176H255ZM66 178V177H65ZM111 178V177H110ZM181 178V179H182ZM185 178V177H184ZM226 178V177H225ZM235 177H232V179H234ZM243 178V177H242ZM30 179V178H29ZM102 179V178H101ZM106 179V177H105ZM178 179V178H177ZM176 179V180H177ZM180 178L178 179V182L181 180ZM1 180V179H0ZM13 180V179H12ZM52 180V179H51ZM111 180V179H108L106 182L108 184V181ZM175 180V179H173ZM172 180V181H173ZM223 180V179H222ZM225 180V179H224ZM223 180V181H224ZM231 180V179H230ZM237 180V179H236ZM247 180V179H245ZM253 180V179H252ZM103 181V180H102ZM105 181V180H104ZM129 181V180H128ZM183 181V179L181 180ZM184 181H187V180H184ZM183 181V183H184ZM227 181V179H226ZM229 181V180H228ZM248 181V180H247ZM258 181V180H257ZM124 182V181H123ZM174 182V181H173ZM177 182V183H178ZM235 182V181H233ZM231 182V183H233ZM240 183V179L238 178V181ZM236 182V183H237ZM113 183V182H112ZM112 183L108 186H111ZM132 183V182H131ZM181 183V182H180ZM179 183V184H180ZM186 183V182H185ZM230 183V184H231ZM254 183V182H253ZM11 184V183H10ZM126 184V183H125ZM133 184V183H132ZM222 184H226V183H222ZM251 184V183H250ZM99 185V184H98ZM121 185V184H120ZM123 185V184H122ZM238 185V184H237ZM240 185V184H239ZM249 184H246V187L248 186ZM255 185V184H253ZM261 185V184H260ZM263 185V184H262ZM23 186V185H22ZM52 186V185H51ZM184 186V185H183ZM182 185H180V187L178 188H181L183 187ZM211 186V185H210ZM208 186V187H210ZM219 187H222L220 185H217ZM252 186V185H251ZM264 186V185H263ZM94 187V186H93ZM92 187V188H93ZM129 187V186H126V188ZM132 187V186H131ZM185 187H187L185 185ZM218 189H222V188H219ZM227 187H228V184H227ZM238 187H241V186H238ZM237 187V188H238ZM245 187V188H246ZM184 188V187H183ZM226 188V187H225ZM235 188V190H232V191H236V186L233 187V189ZM244 188V187H243ZM244 188V189H245ZM253 188V187H252ZM107 189H111V188H107ZM113 189V188H112ZM131 189V188H130ZM133 189V188H132ZM204 189V188H203ZM209 189V188H208ZM216 189V188H215ZM228 191L227 193L231 190L229 187L227 188ZM9 190V189H8ZM58 190V189H57ZM127 190V189H126ZM129 190V189H128ZM177 190H180V189H177ZM182 190V189H181ZM184 190V189H183ZM188 190V189H187ZM209 190H212V188H210ZM260 190V189H259ZM258 190V191H259ZM52 191V190H51ZM90 191V192H89ZM176 191V190H175ZM205 191V190H204ZM219 191V190H218ZM231 191V192H232ZM239 191V189H238ZM243 191V190H242ZM242 191H239V193L241 192V194L243 193ZM256 191V190H255ZM257 191V192H258ZM53 192V191H52ZM121 192V191H120ZM185 192V191H184ZM188 192V191H187ZM193 192V191H192ZM195 192V191H194ZM199 192H202V191H199ZM223 192V190H222ZM226 192V191H225ZM231 192H230V195H231ZM247 192V191H246ZM51 193V192H50ZM54 193V192H53ZM124 193H127V192H124ZM191 193V192H189ZM206 193V191H205ZM216 193V192H215ZM214 193V194H215ZM234 193V192H233ZM245 193V192H244ZM254 193V192H253ZM6 194V193H5ZM4 194V195H5ZM117 194V193H116ZM144 194V195H142ZM187 194L190 196V194L188 193H184V195ZM192 194V193H191ZM195 194V193H194ZM204 194V193H203ZM209 194V193H208ZM225 194V193H224ZM51 195V194H50ZM119 195V194H117ZM128 195V194H127ZM126 195V196H127ZM147 197V199L143 198V196ZM179 196V194H177ZM183 195V193H182ZM181 195V197H182ZM198 195V194H197ZM201 196V194H199ZM198 195V196H199ZM211 195V194H210ZM213 195V194H212ZM211 195V197H212ZM233 195V194H232ZM238 196V194H236ZM249 195V194H247ZM251 195V194H250ZM82 196V195H81ZM86 196V195H84ZM82 196V197H84ZM91 195H89L90 197ZM142 196V197H141ZM177 196V197H178ZM189 196H185V197H189ZM193 199L194 196L191 195ZM203 196V195H202ZM227 196V195H226ZM243 196V194H242ZM119 197V196H118ZM140 197V199L138 198ZM208 197V196H207ZM220 197V196H219ZM231 198V196H229ZM241 197V195H240ZM255 197V196H254ZM87 198H88V195H87ZM184 198V197H183ZM198 198V197H196ZM202 198V197H201ZM210 198V197H209ZM215 198V196H214ZM213 198V200H214ZM224 198H228L227 197H224ZM243 198V197H242ZM247 198V197H246ZM259 198V197H257ZM128 199V197H127ZM135 199L139 201V205L138 206H135L136 204H134L135 208H131L129 207L130 204L132 201V203H135ZM191 199V198H189ZM188 199V200H189ZM199 199V198H198ZM217 200H219V198H216ZM222 199V198H221ZM229 199V198H228ZM233 199V198H232ZM235 199V198H234ZM233 199V200H234ZM238 199V198H237ZM240 199V198H239ZM179 200H182V198ZM192 200V199H191ZM196 200V199H195ZM195 200L193 202H195ZM208 200V199H207ZM210 201H212L211 199H209ZM224 200V199H223ZM246 200V199H245ZM111 201V200H110ZM186 201V199H185ZM199 201V200H198ZM197 201V203H199ZM225 201V200H224ZM241 201V200H240ZM117 202V201H116ZM176 202V201H175ZM187 202V201H186ZM202 203V205L204 204V200L203 201H200V203ZM215 202V200H214ZM218 202V201H217ZM227 201H225L226 203ZM246 202H248V200H246ZM122 203V202H121ZM190 204H192L193 206V203L189 201ZM195 203V204H197ZM211 204V202H209ZM221 202H219L220 204ZM223 202V204H225ZM232 203V201H231ZM230 203V204H231ZM236 203V202H234ZM242 203V202H241ZM245 203V202H244ZM250 203V202H249ZM263 203V202H262ZM118 204V202L116 203ZM179 204H181V202H179ZM186 204V203H185ZM184 204V205H185ZM189 204V205H190ZM194 204V205H195ZM205 204H207L205 202ZM215 204V203H214ZM218 204V206H219ZM222 204V203H221ZM230 204H227V205H230ZM243 204V203H242ZM255 204V203H254ZM8 205V204H7ZM119 205V204H118ZM169 206V204H166ZM175 205V204H174ZM178 205V204H177ZM187 205V204H186ZM185 205V207H186ZM213 205V204H212ZM236 205V204H235ZM238 205V204H237ZM236 205V206H237ZM249 205V204H248ZM246 205V206H248ZM93 206V205H92ZM121 206V207H122ZM170 206H172V204H170ZM179 206V205H178ZM183 205H181L182 207ZM188 206V205H187ZM191 206V205H190ZM208 206V204H207ZM222 208L224 205H221ZM232 206V205H231ZM230 206V207H231ZM242 206V205H241ZM240 206V207H241ZM245 206V205H244ZM242 207V208H245V207ZM250 206V205H249ZM261 206V205H260ZM259 206V207H260ZM2 207V206H1ZM50 207V206H49ZM89 207V206H88ZM117 207V205H116ZM115 207V209H116ZM120 207V205H119ZM164 207L166 208V206L164 205ZM162 207V208H164ZM175 207V206H174ZM173 206L171 208H174ZM177 207V206H176ZM175 207V208H176ZM179 207V209L181 208ZM199 207V205L197 206ZM203 207V206H201ZM212 207V206H211ZM220 207V206H219ZM226 207V206H224ZM233 207V206H232ZM235 207V206H234ZM6 208V207H5ZM118 208V207H117ZM131 208V209H130ZM169 208V207H168ZM170 208V209H171ZM184 208V206H183ZM182 208V209H183ZM206 208V207H205ZM218 207L216 206V209ZM221 208V209H222ZM229 208V207H228ZM241 208V210H243ZM257 208V207H256ZM262 208V207H261ZM76 209V208H75ZM179 209H178V212H179ZM186 209V208H184ZM189 209V208H188ZM192 209H195L192 207ZM204 209V207H203ZM213 209V208H212ZM219 209V208H218ZM234 209V208H232ZM236 209V208H235ZM263 209V208H262ZM6 210V209H5ZM167 210V208H166ZM176 210V209H175ZM187 210V209H186ZM205 211H207L208 209H204ZM220 210V209H219ZM240 210V211H241ZM35 211V210H34ZM104 211V209H103ZM115 211V210H114ZM116 211H118L116 209ZM155 211V212H156ZM163 211V210H161ZM180 211H183V210H180ZM191 211V210H189ZM201 211V210H200ZM217 211V210H216ZM221 211V210H220ZM219 211V212H220ZM224 212V210H222ZM222 211L220 213H222ZM225 211H226V208H225ZM228 211V210H227ZM105 212V211H104ZM104 212H103V215H104ZM155 212L153 214H155ZM186 212V211H184ZM195 212H196V209H195ZM203 212V211H202ZM210 212V211H208ZM233 212V210H232ZM262 213L264 211H261ZM2 213V212H1ZM102 213V212H101ZM109 213V212H108ZM107 213V214H108ZM112 213V212H111ZM161 213V212H160ZM159 213V214H160ZM181 214V212H179ZM178 213V215H180ZM188 214V212H186ZM194 213V212H193ZM200 212L198 211V214ZM211 213V212H210ZM216 213V212H215ZM218 213V212H217ZM226 213V212H224ZM231 213V212H230ZM234 213V212H233ZM238 213V212H237ZM236 213V215H237ZM248 213V217L242 221V225L241 226H235L234 228L231 229L230 231V241L229 242H234L233 239L236 235V233L239 234V230L243 229L245 232H250L253 228V223H254V220L252 219H255V211L254 210H251L250 212H247ZM51 214V213H50ZM118 214V213H117ZM148 214V213H147ZM149 214H152V213H149ZM163 214V212L161 213ZM214 214V213H212ZM239 214V213H238ZM242 214V212H241ZM5 215V214H4ZM9 215V214H8ZM47 215V213H46ZM99 215V214H98ZM103 215H100L103 217ZM109 215V214H108ZM107 215V216H108ZM114 215V214H113ZM177 215V214H176ZM175 216L176 218L177 217H180V216ZM185 215V214H184ZM202 215V214H201ZM217 215V214H216ZM219 215V214H218ZM221 215V214H220ZM225 215V214H224ZM229 215V214H228ZM3 216V214H2ZM0 216V219L1 217ZM11 216V215H10ZM99 216V217H100ZM106 215H104L105 217ZM110 216V215H109ZM144 216V215H143ZM194 216V214H193ZM205 216V215H204ZM207 216V215H206ZM222 216V215H221ZM226 216V215H225ZM230 216V215H229ZM243 216V215H242ZM245 216V214H244ZM247 216V215H246ZM6 217V216H5ZM114 217V216H113ZM182 217V216H181ZM203 216H200V218H202ZM218 217V216H217ZM227 217V216H226ZM233 216H231L232 218ZM259 217V216H258ZM45 218V217H44ZM209 218L210 215H209ZM224 218V217H223ZM230 218V217H229ZM227 218V220L229 219ZM237 220H238V216L236 217ZM46 219V218H45ZM49 219V218H48ZM114 219V218H113ZM117 219H120L117 218ZM140 219V217H139ZM179 219V218H178ZM9 220V219H8ZM80 220V219H79ZM176 220V219H175ZM184 220V219H183ZM190 220V218H189ZM200 220V219H199ZM202 220V219H201ZM207 220V218H206ZM209 220V219H208ZM207 220V221H208ZM217 220V219H216ZM226 221V219H224ZM231 221H233L232 219H230ZM229 220V221H230ZM6 221V220H5ZM178 221V220H177ZM181 221V220H180ZM187 221H188V218H187ZM204 221V220H202ZM222 221V217H221V220ZM240 221V220H239ZM238 221V222H239ZM119 222V221H118ZM117 222V223H118ZM137 222V221H136ZM136 222H132V224L136 223ZM171 222V221H170ZM2 223V222H1ZM5 223V222H3ZM175 223V222H174ZM174 223L172 222L171 224H173V226H169L171 228V231L172 233H176L179 231V225L178 223L176 222L175 225ZM202 223V222H200ZM222 223V222H221ZM224 223V222H223ZM228 223V222H227ZM183 224V223H182ZM208 224V223H207ZM219 224V223H218ZM240 224V223H238ZM106 225V224H105ZM203 225V224H202ZM222 226V224H220ZM220 225L218 226H215L216 229H219L220 228ZM224 225V224H223ZM258 225V224H257ZM261 225V223H260ZM263 225V224H262ZM31 226V225H30ZM87 226V225H86ZM85 226V227H86ZM103 226V225H101ZM142 226V225H141ZM201 226V224H200ZM4 227V225H3ZM7 227V226H6ZM100 227V226H99ZM119 227V226H118ZM121 227V226H120ZM129 227V226H128ZM192 227L195 229V224L193 223L192 224ZM191 227V228H192ZM199 227V225L197 226ZM209 227V226H208ZM214 227V226H213ZM214 227V228H215ZM257 227V226H256ZM1 228V227H0ZM5 228V227H4ZM138 228V227H137ZM147 228V227H146ZM210 228V227H209ZM230 228V227H229ZM29 229H31L29 227ZM118 229V228H117ZM207 229V228H206ZM3 230V229H2ZM95 230V229H94ZM97 230V229H96ZM169 230V229H168ZM181 230H185V229H180ZM190 230V229H189ZM208 230V229H207ZM212 230V229H211ZM230 230V229H229ZM260 230V229H259ZM1 231V230H0ZM79 231V230H78ZM86 231V230H85ZM112 231V230H111ZM114 231V230H113ZM196 231V230H194ZM218 231V230H217ZM118 232V231H117ZM186 232V230H185ZM220 232V231H219ZM227 232V231H225ZM257 232V231H256ZM76 233V232H75ZM83 233V232H82ZM101 233V232H100ZM119 233V232H118ZM136 233V232H135ZM189 233V232H188ZM195 233V232H194ZM222 233V232H221ZM224 233V232H223ZM251 233V232H250ZM254 233V231H253ZM264 233V232H263ZM137 234V233H136ZM139 234V233H138ZM170 234V233H169ZM184 234V233H182ZM186 234V233H185ZM184 234V235H185ZM205 234H208V233H205ZM242 234V233H241ZM240 234V235H241ZM249 234V233H248ZM108 235V234H106ZM121 235V234H120ZM124 235V234H123ZM129 235V234H128ZM173 235V234H172ZM170 235V236H172ZM179 235V234H178ZM226 235V234H224ZM247 235V234H246ZM257 235V234H256ZM105 236V235H104ZM130 236V235H129ZM181 236V234L179 235ZM188 236V235H187ZM195 236V235H193ZM110 237V236H109ZM118 237V236H117ZM186 237V236H185ZM191 237V236H190ZM208 236H206L207 238ZM237 237V236H236ZM253 237V236H252ZM258 237V236H257ZM122 238V237H121ZM183 238V237H182ZM193 238V237H192ZM195 238V237H194ZM193 238V239H194ZM210 238V236H209ZM220 238V237H219ZM245 238V237H244ZM251 238V237H250ZM254 238V237H253ZM117 239V238H116ZM120 239V238H119ZM140 239V237H139ZM175 239V238H174ZM179 239H181L179 237ZM185 239V238H183ZM192 239V240H193ZM199 238H195V241L198 240ZM208 239V238H207ZM222 239V238H221ZM232 239V240H231ZM243 239V238H242ZM262 239L264 240V237H262ZM123 240V239H122ZM188 240V239H187ZM201 240V239H200ZM204 240V239H202ZM238 240V239H237ZM113 241V239H112ZM125 241V240H124ZM139 241V240H138ZM185 241V240H184ZM190 241V240H188ZM194 241V242H195ZM207 240H205L206 242ZM209 241V240H208ZM221 241V240H220ZM236 241V240H235ZM246 241V240H245ZM119 242V241H118ZM122 242V241H120ZM144 242V241H143ZM203 241H201L202 243ZM124 243V242H123ZM134 245L135 243L132 242ZM140 243V242H139ZM237 243V242H236ZM235 243V245H236ZM244 243V242H243ZM1 244V243H0ZM116 244V243H115ZM200 244V243H199ZM2 245V244H1ZM0 245V246H1ZM15 245V244H14ZM119 245V244H118ZM139 245V244H138ZM144 244H142L143 246ZM153 245V244H152ZM203 245V244H201ZM200 245V246H201ZM215 245V244H214ZM231 245V243H230ZM240 245H243V244H240ZM117 246V245H116ZM212 246V244H211ZM246 246V245H245ZM249 247V252H250V255H254L256 254V252L258 251L259 248H261L260 246H256L254 245L253 243L251 245H247ZM5 247V246H4ZM13 247V245H12ZM120 247V246H119ZM199 247V245L197 246ZM232 247V246H231ZM2 248H3V245H2ZM6 250L8 251V249H11L8 248V247H5ZM5 248L4 250L0 249V256L2 255H5ZM8 248V249H7ZM14 248V247H13ZM16 248V247H15ZM15 248L13 250H15ZM185 248V247H184ZM226 248V246L224 247V249ZM199 249V248H198ZM203 249V247H202ZM204 249H205V246H204ZM209 249V248H208ZM213 249V247H212ZM238 249V248H237ZM226 250V249H225ZM234 250V249H233ZM12 251V250H10ZM189 251V250H188ZM201 251V250H200ZM207 251V250H205ZM215 251V250H214ZM239 251V249H238ZM244 251H245V248H244ZM260 251V249H259ZM262 251V250H261ZM260 251V252H261ZM171 252V251H170ZM180 252V251H179ZM216 252V251H215ZM7 253V252H6ZM9 253V251H8ZM13 253V251H12ZM11 253V254H12ZM247 253V251H246ZM10 254V253H9ZM155 254V253H154ZM159 254V253H158ZM178 254V253H177ZM203 253H201L202 255ZM228 254V253H226ZM260 254V253H259ZM7 255V254H6ZM161 255V254H160ZM210 255V254H209ZM208 255V256H209ZM213 255V254H212ZM216 255V254H215ZM159 256V255H158ZM166 256V255H165ZM207 256V255H206ZM261 256V255H260ZM3 257V256H2ZM141 257V256H139ZM167 257V256H166ZM169 257V256H168ZM215 257V256H214ZM252 257V256H251ZM250 257V258H251ZM1 258V257H0ZM147 258V257H146ZM151 258V257H150ZM191 258V257H190ZM249 258V257H248ZM2 259V258H1ZM139 259V258H138ZM207 259V258H206ZM215 259V258H213ZM217 259V258H216ZM254 259V257H253ZM259 259V258H258ZM257 259V260H258ZM3 260V259H2ZM1 260V261H2ZM137 260V259H135ZM158 260V259H156ZM192 260V259H191ZM221 261V259H219ZM246 260V259H245ZM256 260V259H255ZM153 261V260H152ZM184 261V260H183ZM195 261V260H194ZM193 261V262H194ZM209 261L206 260V262ZM212 261V259H211ZM146 262V261H145ZM151 262V261H148V263ZM186 262V261H184ZM198 262V261H196ZM202 262V261H201ZM219 262V261H218ZM7 263V262H6ZM6 263H1V264H6ZM12 264V261H8V264ZM24 263V262H22ZM208 263V262H207ZM211 263V262H210ZM17 264V263H15ZM222 264V263H221ZM255 264V263H254Z\"/></svg>",
	"mask_w": 264,
	"mask_h": 264
}]
</instances>
